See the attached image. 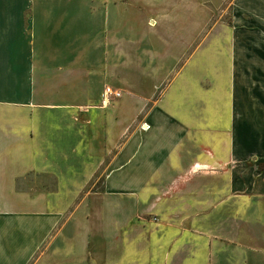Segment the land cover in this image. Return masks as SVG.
I'll return each mask as SVG.
<instances>
[{"label":"crops","instance_id":"1","mask_svg":"<svg viewBox=\"0 0 264 264\" xmlns=\"http://www.w3.org/2000/svg\"><path fill=\"white\" fill-rule=\"evenodd\" d=\"M245 62L264 0H0V264H264Z\"/></svg>","mask_w":264,"mask_h":264},{"label":"rangeland","instance_id":"2","mask_svg":"<svg viewBox=\"0 0 264 264\" xmlns=\"http://www.w3.org/2000/svg\"><path fill=\"white\" fill-rule=\"evenodd\" d=\"M258 64L257 62H245L240 70L244 76L245 92L238 90L235 95V100L240 105L235 112V118L239 121L242 119L255 132L261 133L264 132V63H261V79L254 77V68Z\"/></svg>","mask_w":264,"mask_h":264},{"label":"built area","instance_id":"3","mask_svg":"<svg viewBox=\"0 0 264 264\" xmlns=\"http://www.w3.org/2000/svg\"><path fill=\"white\" fill-rule=\"evenodd\" d=\"M120 94L116 91H113L109 87H104L101 92V106L107 105L111 100L118 99Z\"/></svg>","mask_w":264,"mask_h":264}]
</instances>
